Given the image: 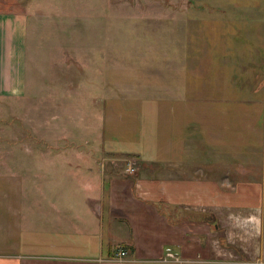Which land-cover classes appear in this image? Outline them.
Here are the masks:
<instances>
[{"label": "crops", "instance_id": "crops-1", "mask_svg": "<svg viewBox=\"0 0 264 264\" xmlns=\"http://www.w3.org/2000/svg\"><path fill=\"white\" fill-rule=\"evenodd\" d=\"M189 1L186 9L206 13L189 12L176 22L190 27L188 40L202 25L196 39L203 46L190 38L191 48L179 50L186 55L178 52L200 59V66L184 67L181 79L172 76L174 133L153 135L152 146L143 144L150 152L136 142L110 147L159 159L171 176L148 178L138 163L130 175L112 173L107 181H49L58 195L52 193L57 187L43 195L40 182L21 189L20 181H7L0 188V264L264 261V0ZM37 22L30 0H0L1 97L21 100L36 87ZM241 37L247 45L236 52L243 53L244 72L226 71L234 48L229 42ZM235 87L242 99L226 98ZM107 101L108 122L117 125L122 114L112 113L114 100ZM166 246L180 259H164Z\"/></svg>", "mask_w": 264, "mask_h": 264}, {"label": "rangeland", "instance_id": "rangeland-1", "mask_svg": "<svg viewBox=\"0 0 264 264\" xmlns=\"http://www.w3.org/2000/svg\"><path fill=\"white\" fill-rule=\"evenodd\" d=\"M187 2L30 0L38 21L33 35L37 82L21 100L0 96V188L7 181H20L21 189L36 181L45 188L43 195H49V187H57L52 193L58 195V186L49 181H107L112 173L127 170L130 175L135 171L127 166L138 163L145 167L143 176L170 177L169 167L159 159L145 161L132 150L110 147L112 142H136L149 151L143 144L152 146L157 141L153 135L162 130L174 133L177 90L172 89V76L176 73L181 79L184 67L200 66V59L182 57L186 54L179 50L190 46V38L203 46L196 39L202 25L194 27L198 33L188 40L190 27L176 22L178 17L188 18L189 12L191 17L206 13L195 6L186 9ZM233 40L230 59L222 67L241 74L244 57L236 51H245L247 44L243 37ZM216 60L210 58L211 71ZM234 89L225 97L242 99L236 98V91L242 90ZM107 99L114 100L112 113L122 114L117 125L108 122Z\"/></svg>", "mask_w": 264, "mask_h": 264}, {"label": "built area", "instance_id": "built-area-1", "mask_svg": "<svg viewBox=\"0 0 264 264\" xmlns=\"http://www.w3.org/2000/svg\"><path fill=\"white\" fill-rule=\"evenodd\" d=\"M127 168H130V170L133 169V167L130 166V165H129V167L127 166ZM118 254L119 255H123V254H125V251L124 250H120L118 252ZM164 259H175V260H179L180 257L178 255V253L175 252L170 246H166L165 247V252H164ZM257 263L258 264H264V261L257 260Z\"/></svg>", "mask_w": 264, "mask_h": 264}]
</instances>
